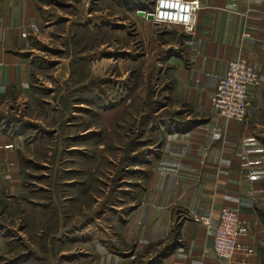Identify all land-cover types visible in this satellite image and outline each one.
Segmentation results:
<instances>
[{"label": "crops", "instance_id": "crops-1", "mask_svg": "<svg viewBox=\"0 0 264 264\" xmlns=\"http://www.w3.org/2000/svg\"><path fill=\"white\" fill-rule=\"evenodd\" d=\"M102 1L89 0L83 19L74 21L65 11L70 0H0V264H46L49 259L55 264L64 259L72 264H264V0H201L193 30L175 27L164 43L150 21L121 5L124 16L115 13V23L108 21L94 8ZM51 7L54 14L47 18ZM128 18L136 21L135 35L144 46L151 42L157 65L168 69L163 95L175 105L169 108L168 102L157 114L170 109L168 114L181 112L183 119L167 117L152 125L147 155L131 167L146 170L133 206H113L114 213L98 215L97 201L96 206L80 202L77 188L65 185L79 182L78 153L56 156L62 204L47 206L38 196L51 189L45 181L51 178L52 148L64 146L58 119L65 109L59 98L64 84L71 83L72 49L81 47L80 57L86 58L83 82L124 80L130 64L147 66L150 59L149 51L131 55ZM40 52L50 54L44 56L50 65L44 67ZM238 57L258 71L259 79L248 90L247 116L228 120L211 99L229 61ZM115 63L117 76L107 71ZM83 103L75 101L66 111L72 136L67 145L73 151L85 148L79 135L102 127L114 131L125 109L106 110L103 125L97 126L86 118L92 107ZM128 135L122 134L120 147ZM106 149L105 140L97 144L93 171ZM106 157L105 175L113 162ZM224 208L249 225L231 259L214 254L213 227L195 220L207 215L215 224ZM176 233L177 246L156 258ZM71 246L82 251L68 259Z\"/></svg>", "mask_w": 264, "mask_h": 264}, {"label": "rangeland", "instance_id": "rangeland-1", "mask_svg": "<svg viewBox=\"0 0 264 264\" xmlns=\"http://www.w3.org/2000/svg\"><path fill=\"white\" fill-rule=\"evenodd\" d=\"M70 1L71 2L69 3L70 4L69 8H66L65 11L72 14L74 21L83 19L82 17L86 13L85 9L89 8L90 5L87 4L85 0H70ZM120 5L122 8H127L126 10L130 11L131 12L130 14H133V16H136L137 18H139V16H137L135 13L136 9L138 7H143V6L151 9L153 3H152V0H130L128 1L127 4H125L124 0H105V1L94 4V8L98 10V12H101L103 15L109 17L107 18L108 21L113 20V22L115 23V20L119 18V17L118 18L112 17L115 13L121 14L122 17L124 16L123 9H121L122 13H119ZM91 7L93 9V6ZM52 12H54L52 7L47 9L46 11L47 18H49L51 14H54ZM95 17L96 16H93L92 18L96 20ZM128 17H131V16L128 15ZM116 24L119 25L120 23L118 22ZM151 25L154 28V30H158L160 32L161 43L166 42L165 35L169 31H171L175 27H178V26H174L171 24L154 25L151 23ZM136 27H137L136 21L133 18H128V29L131 35V37L130 35L128 37L129 47H131L130 53L133 56V58H135V56L139 55L140 52L149 51L150 59H148L146 62L147 66L145 64L143 66H137V65L130 64L128 66L129 74H127V78H125L122 81H119L118 83L114 82L115 84L112 87L115 90H113V92L111 93V98L108 97V99L104 101V103H106L107 109L103 108V110L100 111L99 115L92 116L91 112L90 114L86 115L87 116L86 118H88L90 122L94 120L93 122L97 126H99V124L103 125L102 121L100 120H102V117L104 116L103 113L106 110L113 111L116 107L125 108L124 111L121 113V115H118L117 121L115 124V129H117L118 134H119V136L116 138V143L118 145H120L121 136L122 134L124 135L125 132L129 134L128 136H131V135L134 136L135 133L138 132L139 126L143 120V114L145 112H150L152 107H160L162 105H166L168 102L169 103L172 102V100L170 101L166 100V98H164V95H163V90L165 88V82L167 79L166 77H167L168 69L167 67L162 66L161 63L157 65L158 63L154 61L155 58L151 56V52H150L152 48L151 42L150 43L148 42V44L145 45L147 48L146 49L143 44V41L141 40V37L135 35L137 34ZM67 49H68V54H69L68 46H67ZM73 50L74 49H72V53H71L72 55H73ZM40 54L43 55L41 57H43V60H45L44 63L46 65H44V67L50 65L51 63H48V59L44 57V56L50 57V54L47 52H44V53L40 52ZM159 57H162V55ZM129 59H131V57ZM138 64L141 65L139 61H138ZM153 65L154 67L152 68ZM133 68L138 71V74L136 76L135 74H133ZM119 69L120 68L118 67V63H115V64H111L107 68V71L111 73L114 72L115 75L117 76L119 75ZM57 88L58 90L60 89L59 86H57ZM101 103L103 102L101 101ZM109 103H112L111 105L113 106V108L111 109L108 108ZM83 104L86 107H91L90 104H87V103H83ZM174 105L175 104L170 103L169 108H171V106H174ZM169 110L170 109H168V111H162L159 115H157V117H167V112H169ZM148 116L152 118L151 113H149ZM155 122L158 124L159 120H156ZM146 142L147 141L145 142L143 141V143H146ZM148 146H146L145 148H147ZM142 148L143 147H139L135 149V152L133 154H136L137 151H139V153L142 152L140 151L142 150ZM125 155H126L125 147L124 148L120 147L119 150H116L115 153H113V156H112L113 162L111 164V172H108L109 177H108V174H106L102 178V182L104 183V185L101 184V186L98 189L91 191L89 196H86V197L79 196L78 198L80 199V202H88L86 203L88 206H96V205L100 206V204L105 200V198L108 197V194L111 193L112 195L110 194V196H111V199L113 198L112 203L114 204V206H133L132 204L135 203V201L137 200L138 193L144 183V180L141 176L146 175L145 174L146 170L143 169V171L134 173L131 176L127 175L125 179L127 184L123 183V185L118 190V187L115 185H118L119 183L118 181L114 182L115 180L114 177L120 174V167L123 165V158ZM142 157H145V156L144 155L140 156V158ZM53 165H54L53 169L55 170L56 168L55 162H53ZM48 173L51 174V171H48ZM52 180L50 178V180L45 181L46 183H48V187L51 189H49V191L46 192V195H42V196L40 195L38 196V198L44 199L45 202L49 203V206H51L50 200L54 198V206H61L62 199H61L60 194L58 193V191L56 193L52 191L53 187L50 183L52 182ZM55 181L56 180H54L53 182ZM95 201L98 202L96 205H95ZM76 251H82V250L78 248L76 249L75 247L73 248L72 246L67 248V251H66V255H68L67 258L71 259L72 255L77 253ZM81 258L84 259L86 257L82 254ZM64 260L62 262L63 264H72L71 263L72 260L70 261H66V259ZM55 261L49 259V261L46 264H55Z\"/></svg>", "mask_w": 264, "mask_h": 264}, {"label": "trees", "instance_id": "trees-1", "mask_svg": "<svg viewBox=\"0 0 264 264\" xmlns=\"http://www.w3.org/2000/svg\"><path fill=\"white\" fill-rule=\"evenodd\" d=\"M134 2V1H133ZM77 40V39H76ZM74 40V44H77V41ZM78 46V45H77ZM75 50H73V59H72V76H71V83H65V93L62 94V96L59 98L60 103L63 105L65 112L59 115L58 119V126L60 127V136L64 135V146H54L52 149V169H51V174L49 177H51L52 182L51 185L53 187V190L55 193L59 188V182L58 178L59 172L53 169L54 165L53 162H55L56 156L60 153L61 155H68L71 153H78L79 155V170L75 172L79 178V182H76L74 184H65L68 189L71 188L72 186L77 188L78 195L79 196H89L90 192L93 190L98 189L101 184L104 185L102 182V178L105 175V172L103 171L105 167L108 165V160L106 155H111L113 156V153H115L116 150L120 149V146L116 143V138L119 136L117 129L114 131H107L105 127H102L101 130L99 131H92L87 134L79 135L78 140L83 143V141L86 142L84 150L77 149L73 151L71 148L68 147V142L70 139H72V136L68 134L67 128L70 125V122L68 120V116L66 111L70 109V106L75 101H78V103L81 102H88L92 109L89 110V112L92 113V116L94 115H99L100 111L103 110V108L106 109V103H104L105 100L108 99V97L111 95L113 92V87L114 82L107 80L105 78H100V77H94L91 78L88 82H83L84 74L82 72L81 68V63L83 62V59L80 57V50L81 47H75ZM154 65L152 66V68ZM133 74L135 76L138 74V71L133 68ZM113 84V85H112ZM69 89L71 91L69 92ZM101 101L103 103H101ZM101 103V104H100ZM160 107H152L150 112H145L143 114V120L142 123L139 126L138 132L135 133L134 136H130L129 141L125 143V148H126V155L123 158V165L120 167V174L118 176H115L114 182L118 181V185H115L119 188L123 185V183H126V176L133 175L134 173H138L140 171H135L132 166L136 165L137 163H141L140 156L147 155V149L144 148L140 151L139 154L137 155H132L131 151H135V149L142 147L144 144L145 147L148 145H151V142L153 141L152 137V125L157 124L155 121L159 120V122H166L167 117H177V118H182V114L180 115L179 113L181 112H172L168 114L167 112V117H157V111H159ZM149 113L152 114V118H150ZM157 117V118H155ZM183 119V118H182ZM19 121V120H18ZM55 121V120H54ZM94 121V120H93ZM21 122V121H20ZM176 125H191L193 121L189 122H173ZM84 125V124H83ZM87 126V124H86ZM141 127V128H140ZM53 131L50 132L48 135H53ZM147 135V136H146ZM76 136H74L75 138ZM143 137H147V142L142 143V144H137V141ZM106 141L107 142V149L105 151V154H102L101 156V162L97 169L93 171V167L96 164L98 160V150H97V144L101 141ZM50 149V147H48ZM47 148V149H48ZM56 164V163H55ZM125 164V165H124ZM54 172V173H53ZM53 173V174H52ZM56 180L55 182H53ZM61 186V185H60ZM113 187V186H112ZM54 193V194H55ZM122 193V192H121ZM111 193L108 194V197L105 198V200L100 204V209L98 212V215H103L106 212L114 213V204L112 203L113 198L111 199L110 196ZM112 195V194H111ZM113 197V196H112ZM53 200V201H52ZM51 206H54V198L50 200ZM49 206V203L47 204ZM179 235L176 233L174 238L172 239L171 242L168 243L167 246L163 250H160L158 252V255L156 258L167 255L170 253L179 243Z\"/></svg>", "mask_w": 264, "mask_h": 264}, {"label": "built area", "instance_id": "built-area-1", "mask_svg": "<svg viewBox=\"0 0 264 264\" xmlns=\"http://www.w3.org/2000/svg\"><path fill=\"white\" fill-rule=\"evenodd\" d=\"M89 4V0H85ZM152 8L138 7L136 15L154 25L171 24L182 26L186 31L193 30L201 0H152ZM152 15V19L148 16ZM39 32V27L33 25ZM258 71L244 58L238 57L228 63L226 73L218 81L212 96L216 112L228 120H243L248 113L250 98L248 90L258 83ZM195 220L214 229V254L222 259H231L238 247L237 238L248 232L249 225L231 209L220 212L217 223L212 224L207 215H197Z\"/></svg>", "mask_w": 264, "mask_h": 264}, {"label": "water", "instance_id": "water-1", "mask_svg": "<svg viewBox=\"0 0 264 264\" xmlns=\"http://www.w3.org/2000/svg\"><path fill=\"white\" fill-rule=\"evenodd\" d=\"M148 18H149V19H152V15L150 14V15L148 16Z\"/></svg>", "mask_w": 264, "mask_h": 264}]
</instances>
